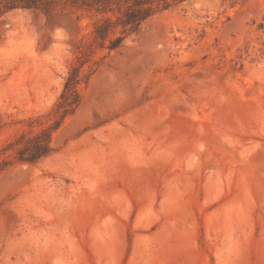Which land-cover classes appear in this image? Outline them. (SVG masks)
<instances>
[{
  "label": "rangeland",
  "instance_id": "rangeland-1",
  "mask_svg": "<svg viewBox=\"0 0 264 264\" xmlns=\"http://www.w3.org/2000/svg\"><path fill=\"white\" fill-rule=\"evenodd\" d=\"M93 23L0 11V264H264V0L154 16L55 129Z\"/></svg>",
  "mask_w": 264,
  "mask_h": 264
},
{
  "label": "trees",
  "instance_id": "trees-1",
  "mask_svg": "<svg viewBox=\"0 0 264 264\" xmlns=\"http://www.w3.org/2000/svg\"><path fill=\"white\" fill-rule=\"evenodd\" d=\"M184 1L187 0H65L63 4H58L57 0H3L0 11L25 9L50 14L65 10L73 14L82 12L92 16L93 30L89 39L80 46L76 60L78 65L73 66L66 78L64 91L57 105L61 117L55 123V129H58L64 119L73 115L81 105L82 69L88 58L100 51H119L130 36L141 30L146 21ZM53 151L51 147L45 146L23 161L34 163L51 155Z\"/></svg>",
  "mask_w": 264,
  "mask_h": 264
},
{
  "label": "bare ground",
  "instance_id": "bare-ground-1",
  "mask_svg": "<svg viewBox=\"0 0 264 264\" xmlns=\"http://www.w3.org/2000/svg\"><path fill=\"white\" fill-rule=\"evenodd\" d=\"M73 155L71 156V157H65L63 160H64V162H62V164H64V165H68L69 163H71L72 161H73ZM62 164H61V166H62ZM70 166V165H69ZM99 173H100V171H99ZM103 173V172H102ZM104 175V174H103ZM102 175V176H103ZM100 177V176H99ZM117 206V205H116Z\"/></svg>",
  "mask_w": 264,
  "mask_h": 264
}]
</instances>
